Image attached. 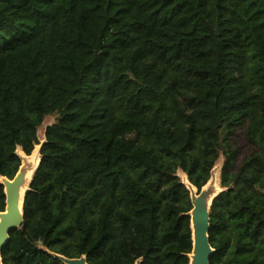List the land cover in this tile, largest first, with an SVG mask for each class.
Masks as SVG:
<instances>
[{"label": "trees", "instance_id": "16d2710c", "mask_svg": "<svg viewBox=\"0 0 264 264\" xmlns=\"http://www.w3.org/2000/svg\"><path fill=\"white\" fill-rule=\"evenodd\" d=\"M53 114L2 264H190L221 157L209 264H264V0H0V180Z\"/></svg>", "mask_w": 264, "mask_h": 264}, {"label": "water", "instance_id": "95a60500", "mask_svg": "<svg viewBox=\"0 0 264 264\" xmlns=\"http://www.w3.org/2000/svg\"><path fill=\"white\" fill-rule=\"evenodd\" d=\"M0 183L4 186V192L6 196L4 211L0 212V264H2L1 252L4 246L10 240V231L19 230L22 228L24 221L23 203L26 191L29 189L30 182L24 190L21 208L19 207V197L20 190L24 188L26 184L25 173L18 171L13 179L3 178L2 180H0ZM194 221V229H192L191 225L192 251L190 254H194V261L192 264H209L210 255L214 251L210 246L208 240V231L210 223L209 210H202V212L197 216L196 219H194ZM193 235H195V238H193ZM56 257L61 260L64 264H78L76 262L77 259H67L59 255H56ZM82 264H87L86 260L82 262Z\"/></svg>", "mask_w": 264, "mask_h": 264}, {"label": "rangeland", "instance_id": "374dc122", "mask_svg": "<svg viewBox=\"0 0 264 264\" xmlns=\"http://www.w3.org/2000/svg\"><path fill=\"white\" fill-rule=\"evenodd\" d=\"M57 117H58L57 114L47 116L43 124L38 129L39 143L37 146L39 147V151H38L39 158H40V149L45 142V136H44L45 130L49 125L53 124L56 121ZM230 141L233 145V148L236 150V160L234 162V169H236L237 166L243 160V158L249 155L250 152H252L254 147L250 145L246 140L245 131L244 128L242 127L236 130V133L233 136H231ZM20 151L21 150L18 149L17 154ZM32 153L30 155H25L23 153V155L20 156L21 166L19 168V172L26 173V171L34 165L36 158L34 159L31 158ZM222 166H223V157L219 158V160L216 162L211 172L209 181L201 190H197L195 187H192L187 181L186 175L183 172L181 171L177 172V176L180 178V180L183 183H185V185L187 186L190 192V197L193 204L192 210L190 212L192 229H194L195 226L194 219L197 218V216L202 212V210L208 211L211 206V202L213 198L222 191V188L220 186V174H221ZM84 261H85L84 257L76 260L78 264H82V262Z\"/></svg>", "mask_w": 264, "mask_h": 264}, {"label": "bare ground", "instance_id": "6f19581e", "mask_svg": "<svg viewBox=\"0 0 264 264\" xmlns=\"http://www.w3.org/2000/svg\"><path fill=\"white\" fill-rule=\"evenodd\" d=\"M38 151H39V147L36 146V148L33 150L32 156H31L32 159L36 158V159H35V163H34V165H33L31 168H29V169L26 171V173H25L26 184H25L24 188H22V189L20 190V197H19V207H20V208H21L22 196H23L24 190H25L26 187H27V183L31 180L32 175H33V172H34L35 169L37 168V166H38V164H39V161H40V158H39V156H38ZM18 155H19V156H22V155H23V152L20 151V152L18 153ZM2 179H3V178H1V180H2ZM193 238H195V235H193ZM193 261H194V254L192 253V254H190V263L192 264Z\"/></svg>", "mask_w": 264, "mask_h": 264}]
</instances>
